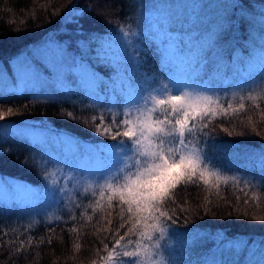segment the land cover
<instances>
[{"label": "trees", "instance_id": "trees-1", "mask_svg": "<svg viewBox=\"0 0 264 264\" xmlns=\"http://www.w3.org/2000/svg\"><path fill=\"white\" fill-rule=\"evenodd\" d=\"M145 4L142 9L141 4ZM188 5L197 3L203 5L199 10L205 15L213 7L221 10L212 11L214 15L224 17L220 22L224 25L220 42L233 45L225 54L224 61L219 69V74L213 82V93L222 92L223 86L217 83V77L223 76L233 81H240L245 77L239 76V66L233 65L230 57L244 56L251 58L256 65L258 52H251L250 47L245 48L246 38L249 32L254 31L249 21L256 23L261 12H264V0H239L242 9L233 11L230 7L233 0H0V111L6 112L12 109V114L0 120V184L4 186L32 185L35 188L45 190V173L54 166L57 174L56 179L62 175V171L55 160L51 158L44 163L39 149L31 144V141L15 130L35 131L47 139H56L55 142L65 144L83 153L85 150L95 146L103 138L97 137L89 126L82 123L85 117L93 114L94 108L99 106L89 99L81 89L82 85L76 72L67 76L70 84L67 89L56 90L53 88L54 79L51 76V69L44 70L46 65L42 58L41 63L34 61L38 50L50 41L55 39L61 45L68 47L70 56L79 59L80 51L77 49V41L83 43V39L74 31L73 26L65 27L63 17L73 5L78 11L91 8L84 21L85 37H92L93 51L85 57L86 66L90 63L89 71L107 82L110 78L115 79L114 70H111L108 59H111V52L114 48L107 50V60H97L96 52H99L101 43L110 40L112 43L119 35L116 29L119 25H130L133 30L137 23H141L140 32L135 40V47L146 53V59L139 68L138 73L144 74V78H151L153 75L160 80L161 64L156 51L157 38L144 32L147 22L141 21V15L147 16L156 10V5ZM229 5L228 8L223 7ZM58 13V14H53ZM221 13V14H219ZM241 15L247 19L241 20ZM210 20V17L208 16ZM257 28L259 24L256 23ZM19 29V30H17ZM103 45V44H102ZM125 46V43L123 44ZM125 49V48H124ZM130 50V49H129ZM122 54L125 52L122 50ZM113 58V57H112ZM260 63L257 62V66ZM256 66V67H257ZM127 67L131 72L134 68V60L127 61ZM45 75V82L39 83L36 78L39 73ZM34 74H37L34 77ZM148 74H150L148 76ZM35 78V79H34ZM207 79V77H205ZM41 93L49 92L53 95L40 96ZM46 83V84H45ZM79 83V84H78ZM78 84V86H77ZM24 86L23 88H20ZM253 88V95L258 97L260 108L264 109V93L259 87ZM82 88H85L84 86ZM217 91H216V90ZM220 90V91H219ZM248 89L243 91H229L220 96L224 98L221 102L225 107L229 100H232L233 107H238L240 95H247ZM54 92V93H53ZM212 92V91H211ZM236 93L235 98L232 94ZM249 108L229 120L223 118L216 120L211 125L212 135L207 140L205 149L209 160L216 168L220 169L222 177L229 178L225 184L223 180L219 183V192L215 187L209 189L203 184L199 187H181L177 192V200L183 201L187 198L188 203L184 205L189 210L180 214V222L176 225L177 234L174 237V250L167 253L178 259L179 264H259L261 257L259 242L264 240V221L252 219L256 215H264V121L260 120L259 113L252 108L251 101H245ZM74 112L77 120L70 119L66 113ZM252 123L249 124V117ZM228 129L232 134L221 130ZM256 132L252 131V127ZM241 133H243L241 135ZM35 147V148H34ZM230 154V163L226 165L222 156ZM233 154V155H232ZM245 155L247 161H252V166L245 169H236L235 156ZM40 158V159H39ZM55 163V164H54ZM47 165V166H46ZM236 165V166H235ZM259 166L261 168H259ZM238 167V166H237ZM232 177L246 179L253 187L247 196L238 190L237 182ZM243 179L239 187H243ZM75 181V179H74ZM72 182V181H71ZM210 182L215 183V178L210 177ZM61 183L63 180L61 179ZM76 185V191H82V184H70V190ZM258 197V202L253 196ZM99 196V191H96ZM240 199L237 201L236 197ZM207 201L210 202H206ZM70 196H65V201H71ZM91 199V198H90ZM89 197L79 202L82 205L89 203ZM249 203L245 204L244 201ZM168 208L175 207L170 202ZM74 211L75 220H69ZM83 207L72 210L65 207L63 203H53L47 200L44 195L38 196L35 202H21L15 206L0 204V244H7V247H0V264H100V257L106 256L104 244L108 243L109 233L122 222L118 215L119 208L115 209L112 217L107 215L110 209L105 204L104 211L92 214L87 209L92 220L88 221L81 212ZM247 213V215H245ZM57 217H61L57 220ZM188 218L189 223L183 221ZM112 219V225L107 223ZM127 219V217H125ZM67 221V223H65ZM75 227L78 231L70 232ZM54 229V231H50ZM99 229V231H97ZM121 230V235L123 231ZM6 232L7 235L3 233ZM32 238V244H27L28 238ZM52 238L51 244L48 239ZM235 238L237 241H247L248 247L243 250L231 249L228 247L229 240ZM25 240V252L22 255L14 253L13 249L19 246V241ZM43 239V243H41ZM103 241V243H102ZM257 242L253 244V242ZM76 245H80L77 249ZM254 250L258 255L248 256V250ZM99 250V251H97ZM253 252V251H252ZM178 264V263H177Z\"/></svg>", "mask_w": 264, "mask_h": 264}, {"label": "snow or ice", "instance_id": "snow-or-ice-1", "mask_svg": "<svg viewBox=\"0 0 264 264\" xmlns=\"http://www.w3.org/2000/svg\"><path fill=\"white\" fill-rule=\"evenodd\" d=\"M144 7L142 3L141 8ZM158 7L162 11L153 17L151 32L160 41L156 51L160 58L161 80H157L154 75L145 79L144 74L138 73L144 62L141 56L146 59V53L135 47L133 39L141 34L140 22L135 30L124 24L116 29L125 43V54L117 59L115 79L110 78L105 82L95 72L89 71L90 63L86 66L85 57L93 51V43L91 36L84 38V21L91 8L78 11L75 5L63 19L65 27L72 25L73 31L83 39V43L77 41L76 44L80 51L79 59L69 55L67 49L70 44L64 46L55 39H50L33 58L38 64L41 63L38 58L50 60L57 70V76L70 67L81 69L82 73L90 76L94 85L91 90L81 87L87 97L99 106L93 109L95 114L85 117L82 123L103 139L83 153L78 151L74 154L72 162L65 163L66 172L63 177L46 179L43 195L53 203H63L70 210L73 206L76 209L83 207L85 211L81 215L86 216L88 221L93 218L87 212L89 208L95 214L104 211L106 204L107 209L111 210L107 213L109 217L119 208L115 215L122 222L114 232L109 233L108 238L113 242L111 246L104 244L107 255L100 257V264H175L174 258L167 253L174 250L180 214L189 210L184 206L188 203L187 198L182 202L177 200L178 190L203 184L209 189L215 187L218 193L220 181L226 184L229 179L220 175V169L207 156L205 145L212 135L211 125L218 119L229 120L248 111L245 101L252 102V108L259 113L260 120L264 121V109L260 108L258 97L253 95V88L249 89L246 96H239L238 107H233L232 100L225 107L221 102L224 98L209 94L226 52L233 47L230 42H220L223 23L205 22L197 14V9L204 6L197 3L162 4ZM223 7L228 8L229 5ZM230 7L233 11L242 9L239 0H233ZM240 18L247 19L243 15ZM256 23L249 21L254 31L249 32L244 47H250L251 52H258L264 60V12H261ZM100 49L96 52L97 60H107L105 46L101 45ZM130 59L134 60L131 72L127 67ZM230 59L232 66H239V76L252 80L253 85L264 93V68L257 69L251 54L248 58L237 56ZM41 66L48 71L47 65ZM177 79L181 81L179 85ZM232 96L235 98L236 93ZM11 114V108L6 112L0 111V120ZM66 115L72 120L78 119L74 112ZM248 120L251 124L252 117ZM221 130L232 134L223 126ZM252 131L256 132L254 126ZM256 135L260 133L256 132ZM53 175L45 173L46 178ZM210 177L215 178V183L210 182ZM73 179H77V184L92 182L90 186H94V190L89 193V187H84L78 192L75 186L70 190L69 185ZM231 179L237 182L238 190L246 196V189L253 187L241 177ZM242 179L243 187H239ZM96 191H99V196ZM65 196H70L71 201H65ZM89 196L91 199L87 205L79 202L81 198ZM236 199L239 201L240 197ZM253 199L258 202L259 198L254 194ZM169 202L175 207L168 208ZM206 202L210 201L206 198ZM244 203L248 204L249 201L246 199ZM75 218L73 211L69 220ZM56 219L60 220L61 217ZM252 219L264 221V215H256ZM183 222L189 223L188 218L185 217ZM107 223L112 225L113 220L108 219ZM122 229L125 230L121 235ZM69 231L78 230L73 227ZM3 234L7 235L6 232ZM40 242L43 243V239ZM51 242L50 237L48 243ZM27 244H32L31 237ZM259 244L261 257H264V240ZM24 245L25 240L21 239L19 246L13 249L14 253L22 255L25 252ZM0 247H7V244H0ZM79 247L76 245L77 249ZM228 247L243 250L248 247V242L231 238ZM248 264L253 262L249 260ZM261 264H264V260Z\"/></svg>", "mask_w": 264, "mask_h": 264}, {"label": "rangeland", "instance_id": "rangeland-1", "mask_svg": "<svg viewBox=\"0 0 264 264\" xmlns=\"http://www.w3.org/2000/svg\"><path fill=\"white\" fill-rule=\"evenodd\" d=\"M159 5H161V4L158 3L156 5L157 6L156 10H152V12H150V14H148L146 17L145 16L143 17V22L145 20V22H147L146 25L148 24V26L145 28L144 32L148 35L150 34V35L154 36L153 33L151 32V25L154 22L153 17L156 15H159L162 11L158 7ZM214 10L220 11L221 9L218 7H213L208 11L206 16L201 15L200 14L201 12L199 10H197V14L201 18H203L205 20V22L211 21L213 23H216V22H220V19L224 20V17H221L222 15L221 16L214 15V19L212 20L210 15L212 14V11H214ZM219 14H221V13H219ZM208 16L210 17V20L208 19ZM110 40H106L105 42L101 43V45L103 44L107 50H109L110 48H114L115 53L111 52L113 58L111 57V59H108V62L110 64L111 70H114V73H115V68L117 67V59L119 56L123 55L122 50H124L125 46L123 45L124 41L120 37H119V40L116 39V41L115 42L113 41L112 43L110 42ZM159 43H160V41H159V39H157V41L155 43L156 47H158ZM43 61L48 66V69H51V71H52L50 74L54 79L53 88L56 87V90L58 88H59L58 90H60V89H67L69 87V84L71 82H70V79L67 78V76H70V73H72V72H76V74L79 76V81L81 82L82 87L84 86L86 89H89V90H91L94 87L90 76L88 74L82 73L83 70L78 69L76 67H70L63 74H61L60 76H57V70L52 66L50 60H43ZM255 62H256V66H257V62L260 63V65L257 66L258 70L261 68H264V60H262L259 57V54H258ZM36 75L37 74H34V77H36ZM149 75L150 74H148V76ZM44 77H45L44 73L40 72L36 78L37 82H39V83L45 82ZM159 77L161 80L162 75H160ZM137 78L138 79L140 78L139 75L137 76ZM217 79H218L217 80L218 85L223 86L222 90H224L222 92H215V93L220 94V96L223 95L224 93H226L227 90H229V91H232V90L241 91V89H245V90L248 89L249 90L250 88H252L249 86H253L254 88H256V86L253 85L252 80H249L246 77L240 81H233L232 79H229V78H226L223 76L217 77ZM176 82H177V85H179V83H181V81L179 79H177ZM23 87L24 86H21L20 88H23ZM34 88L38 89L37 95H40L42 97L53 95L50 93V91L41 93V90H39L40 88L36 85V83L34 84ZM213 90L214 89H212V92H210L209 94H211V95L215 94V93H213L214 92ZM15 132H21L23 134V136L27 137L31 141V144L33 146H35L36 148L39 149V151H40L39 153H41L42 161L44 163H46V161H48L51 158V156H52L53 162L56 159L59 160L60 162L58 163V165L63 169H60L62 171H60L58 173H59V175H62V177L64 176V174L66 172L65 163L67 162L70 164L72 162L73 155L78 153V151H76L74 148L69 147L65 144L62 145L58 142H55L56 139H47L44 136H42V134H39L38 132H35V131L31 132V131H25V130H15ZM230 157H231L230 154H225L222 156V159L224 160L226 165L230 163L229 162ZM245 160L247 161L245 155H240V156L238 155V156H235L234 161H231V162L233 164L234 163L237 164L238 167L235 165L236 169H239V166L242 167L241 169H245V168H247V167H245V163L243 164V162H245ZM248 165L252 166V161H250V160L247 161V166ZM227 166L229 168V165H227ZM259 168H261V167L259 166ZM56 172H57V170L55 171L54 166H52L50 168L49 173H54V175L50 176V179H56V177H57ZM77 179H79V178H77ZM77 179H75V181L73 179L70 184L74 185V183L77 182ZM84 179L87 180V177H85ZM91 183L92 182H89V184H82V185H80V187L81 186L89 187V193H91L94 190V186H90ZM75 187H76V185H75ZM43 193H44V190L40 191V189L35 188L32 185L12 184V185H8V186H4V185L0 184V204L12 203V205L15 206L17 204H20L21 202L22 203L26 202V200H27V202H35L38 199L39 194L42 195ZM90 198L91 197L89 196V199ZM84 199L85 198H82V200H84ZM252 254L254 256L258 255L257 252L249 249L247 255L250 256ZM262 260H263V258L258 260L259 264H261ZM174 262H175V264H177V263L179 264L178 259L174 258Z\"/></svg>", "mask_w": 264, "mask_h": 264}]
</instances>
